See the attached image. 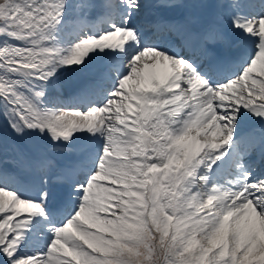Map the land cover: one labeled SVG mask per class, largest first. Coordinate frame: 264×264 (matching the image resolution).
Wrapping results in <instances>:
<instances>
[{
    "label": "snow or ice",
    "instance_id": "snow-or-ice-1",
    "mask_svg": "<svg viewBox=\"0 0 264 264\" xmlns=\"http://www.w3.org/2000/svg\"><path fill=\"white\" fill-rule=\"evenodd\" d=\"M0 264H264V0H0Z\"/></svg>",
    "mask_w": 264,
    "mask_h": 264
}]
</instances>
